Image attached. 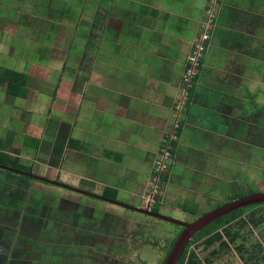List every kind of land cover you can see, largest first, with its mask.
Masks as SVG:
<instances>
[{
	"label": "crops",
	"instance_id": "0c3cea01",
	"mask_svg": "<svg viewBox=\"0 0 264 264\" xmlns=\"http://www.w3.org/2000/svg\"><path fill=\"white\" fill-rule=\"evenodd\" d=\"M209 15L195 87L177 112ZM176 119L179 140L147 208ZM240 190L264 191V0H0V264H37L53 252L29 238L47 220L55 235L69 228L66 241H98L106 214L152 216L125 204L203 214ZM263 225L245 224L227 246L203 240L201 256L190 242L180 264L190 250L201 264L232 251L236 263L264 264V234L251 240ZM175 238L164 254L151 246L158 259Z\"/></svg>",
	"mask_w": 264,
	"mask_h": 264
},
{
	"label": "rangeland",
	"instance_id": "374dc122",
	"mask_svg": "<svg viewBox=\"0 0 264 264\" xmlns=\"http://www.w3.org/2000/svg\"><path fill=\"white\" fill-rule=\"evenodd\" d=\"M76 40H73V46ZM247 192L238 191L235 193L233 198H237L239 196L246 195ZM120 198L124 199L125 203L131 201L128 197H125L123 194H120ZM133 201H136L133 199ZM144 201L149 203V199L146 198ZM53 202V199H52ZM51 202V204H52ZM103 205V203H99ZM104 205H107L104 202ZM212 203H209L208 206H204L202 210H205L208 207H213ZM112 206H108L107 208H111ZM256 207L255 205L243 208L242 216L248 218L249 213L252 211V208ZM264 209V205L261 207H257L255 209ZM93 209V208H92ZM211 209V208H210ZM161 210V209H160ZM131 211L132 210H128ZM48 210L43 211V215L46 218L53 217L49 213ZM121 213V214H118ZM113 214H117L118 217H115ZM169 215L170 217L182 220V221H191L194 220L195 217L200 215V212H197L195 207L193 213L182 214V212H170L166 211L164 213ZM233 216L229 214L223 216L218 219V221L214 222L211 226H205L201 230H199L197 236L191 241L190 245L193 243L191 248H195L196 252L201 256V254L208 251L203 250L202 241L205 236L210 234L215 229L221 230L223 226L227 223L226 221L230 220ZM53 227L51 221H44L40 228H36L33 231L35 236H29L30 240L33 241L35 239L34 244L43 245L44 243L47 246L54 248L53 252H49L51 256L40 257L37 264H66L73 260L74 256L81 257V259L73 264H163V259L159 257V254L166 251L170 247L171 241L178 235L181 231V225H177L170 221H166L164 219L149 217L147 215L142 214H133L127 215L122 212H112L110 214L105 215V224L99 228L95 229L94 232L98 234V241H66L64 237V233L66 235L69 233V228L63 229V225L55 226L57 232L61 231L58 235L53 234V228H49V226ZM116 225H120L119 230H114ZM252 241H261L264 234V225L260 228H254L252 230ZM71 233V232H70ZM150 235V236H149ZM73 239L77 240H85L84 237L80 236V232H76L72 235ZM61 239L62 241H57V239ZM56 240V241H55ZM25 241H29V239H25ZM158 246L160 248V253L154 252L151 246ZM32 252L40 253L39 247ZM150 249V250H148ZM188 252V251H187ZM236 252H230L227 256L222 259L216 260L215 264H237L240 261H237ZM162 259V260H161ZM184 260V259H183ZM181 258L180 263H183ZM70 263V264H72ZM242 264V262H240ZM69 264V263H68Z\"/></svg>",
	"mask_w": 264,
	"mask_h": 264
},
{
	"label": "built area",
	"instance_id": "2783aa9c",
	"mask_svg": "<svg viewBox=\"0 0 264 264\" xmlns=\"http://www.w3.org/2000/svg\"><path fill=\"white\" fill-rule=\"evenodd\" d=\"M211 22V15L208 16L206 22L203 25V30L200 34L195 37L193 42L192 51L187 57L185 69L183 72L181 88H180V96L175 105V110L179 112L183 110L184 104L190 98V93L195 87V82L197 78V68L200 64V60L204 55L206 50L209 33L207 31V25ZM178 128L179 122L178 119L173 124V127L170 131H168L164 137L162 138L161 148H160V158L156 161L155 170L156 176L153 177L154 188L151 190V193L147 195L149 199V203L146 201L145 206L147 208H151L155 203L154 196L159 192L160 179L159 176L167 169V164L170 161L171 151H172V143L173 141L179 140L178 136ZM147 200V199H146Z\"/></svg>",
	"mask_w": 264,
	"mask_h": 264
},
{
	"label": "water",
	"instance_id": "95a60500",
	"mask_svg": "<svg viewBox=\"0 0 264 264\" xmlns=\"http://www.w3.org/2000/svg\"><path fill=\"white\" fill-rule=\"evenodd\" d=\"M113 202L117 203V201L114 200ZM257 204H264V191L253 192L242 197L230 200L224 204L218 205L217 207L211 209L206 213L199 215L197 218H195V220L192 221H182L155 211H151L150 209L134 207L129 204H125L124 206L136 209L138 211H143L154 217L165 219L172 223L181 225L182 229L176 236L171 249L169 250L168 254L166 255L163 261V264H177L185 248L187 247L189 242L195 237L196 233L199 230L207 226L209 223L217 220L218 218L223 217L231 212H234L237 209H242Z\"/></svg>",
	"mask_w": 264,
	"mask_h": 264
},
{
	"label": "trees",
	"instance_id": "16d2710c",
	"mask_svg": "<svg viewBox=\"0 0 264 264\" xmlns=\"http://www.w3.org/2000/svg\"><path fill=\"white\" fill-rule=\"evenodd\" d=\"M156 207L157 206L155 205L154 209H156ZM242 212H243V209H237L236 211L229 213L233 217L230 220H228L227 223H230L229 221H231V224H228L227 227H224L221 231H215L214 233L206 237L203 241L204 247L206 248V247L212 246L216 244L217 241H220L219 243L220 246H227L229 243L238 241V238H240L242 227L245 224L251 223L252 225H258V223H261V222L264 223V209H258V210H254L250 212L248 215V218L242 217L241 216ZM235 218L237 219L232 221V219H235ZM198 232L196 233L195 237L197 236ZM193 239L191 241H193ZM243 245H244L243 243L237 245L239 251L244 249ZM187 247L185 248L182 256L185 255V253L187 252L186 251ZM214 248H217V247L214 246ZM215 250L216 249L211 250V253H214ZM205 260H207V257H205ZM256 262L257 261L255 260L253 264H256ZM186 264H201V260L195 253V250L189 251Z\"/></svg>",
	"mask_w": 264,
	"mask_h": 264
},
{
	"label": "flooded vegetation",
	"instance_id": "af4514ba",
	"mask_svg": "<svg viewBox=\"0 0 264 264\" xmlns=\"http://www.w3.org/2000/svg\"><path fill=\"white\" fill-rule=\"evenodd\" d=\"M246 208V207H245Z\"/></svg>",
	"mask_w": 264,
	"mask_h": 264
}]
</instances>
